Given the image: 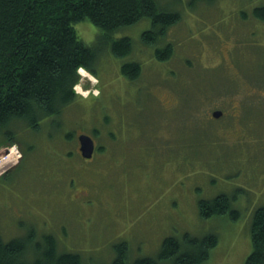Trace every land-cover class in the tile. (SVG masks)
<instances>
[{
  "label": "rangeland",
  "instance_id": "obj_1",
  "mask_svg": "<svg viewBox=\"0 0 264 264\" xmlns=\"http://www.w3.org/2000/svg\"><path fill=\"white\" fill-rule=\"evenodd\" d=\"M157 1L180 20L154 45L142 41L149 18L119 31L115 38L129 35L135 51L116 58L101 49L96 81L81 78L99 95L78 93L52 128L11 123L17 144L0 149L4 241L33 248L51 235L59 253L112 264L121 242L129 262L158 260L170 236L214 233L219 242L204 264H246L252 214L264 206V21L253 16L264 0ZM74 27L98 45L97 26ZM169 44L174 56L158 61L155 50ZM128 62L141 64L138 81L122 75ZM79 134L103 152L83 158ZM222 194L240 218H202L200 201Z\"/></svg>",
  "mask_w": 264,
  "mask_h": 264
},
{
  "label": "trees",
  "instance_id": "obj_2",
  "mask_svg": "<svg viewBox=\"0 0 264 264\" xmlns=\"http://www.w3.org/2000/svg\"><path fill=\"white\" fill-rule=\"evenodd\" d=\"M253 16L264 21V6L254 9ZM148 18L152 27L141 34L142 41L154 45L178 23L180 13L166 11L157 0H0V142L6 143L0 149L17 144L11 123L23 121L28 128L40 131L44 121L52 128V121L78 98L73 89L81 80L77 68L84 66L96 75L99 51L106 47L116 58L132 54V38L115 35ZM82 21L102 31L97 46L79 37L74 26ZM173 49V44L158 48L155 57L168 62L174 56ZM121 69L126 79L135 82L143 68L140 63L128 62ZM68 136L74 139L71 133ZM199 207L202 218L225 214L233 220L240 218L224 194L201 200ZM44 237L32 248L28 241H4L0 236V264H83L77 253H59L54 236ZM251 238L253 252L246 264H264V206L252 214ZM163 242L158 260L148 257L132 262L129 244L121 242L115 246L112 264H158L161 260L167 264H204L219 239L214 233L202 238L185 234L180 241L170 236Z\"/></svg>",
  "mask_w": 264,
  "mask_h": 264
},
{
  "label": "water",
  "instance_id": "obj_3",
  "mask_svg": "<svg viewBox=\"0 0 264 264\" xmlns=\"http://www.w3.org/2000/svg\"><path fill=\"white\" fill-rule=\"evenodd\" d=\"M221 115V111L214 113L215 118H218ZM79 136L82 157L89 160L92 158L96 148L94 139L91 136L85 134H81Z\"/></svg>",
  "mask_w": 264,
  "mask_h": 264
},
{
  "label": "clouds",
  "instance_id": "obj_4",
  "mask_svg": "<svg viewBox=\"0 0 264 264\" xmlns=\"http://www.w3.org/2000/svg\"><path fill=\"white\" fill-rule=\"evenodd\" d=\"M77 71L81 74L82 77H88L89 79L93 80V82L96 81V77H94L91 72H89L84 66H80L77 68ZM83 84V80H81V82H78L76 84L73 85V89L74 91H76L77 93H80L84 96H87L89 94V92H92V94L94 95H99L100 94V89H88L85 90L82 86ZM13 152L16 151L15 146H13Z\"/></svg>",
  "mask_w": 264,
  "mask_h": 264
},
{
  "label": "flooded vegetation",
  "instance_id": "obj_5",
  "mask_svg": "<svg viewBox=\"0 0 264 264\" xmlns=\"http://www.w3.org/2000/svg\"><path fill=\"white\" fill-rule=\"evenodd\" d=\"M218 111H221V112H222V115H221L220 117H218V118H215V117H214V113H215V112H218ZM218 111H214V112L212 113V117H213L214 119H217V120H219V118H222V117L225 115V113H224L223 110H218ZM79 135H80V134H79ZM79 135H78V136H79ZM90 136H91V135H90ZM79 137H80V136H79ZM79 137H78V139H79ZM92 137H93V136H92ZM93 138H94V137H93ZM94 142H95V146H96V148H95V152H94V154H93V156H92L91 159H93L95 153H96L97 150H99V148H100V145H99V146L97 145V142H96L95 138H94ZM102 147H104V146H102ZM79 151H80V154H81V156H82V153H81V147H80V141H79Z\"/></svg>",
  "mask_w": 264,
  "mask_h": 264
},
{
  "label": "bare ground",
  "instance_id": "obj_6",
  "mask_svg": "<svg viewBox=\"0 0 264 264\" xmlns=\"http://www.w3.org/2000/svg\"><path fill=\"white\" fill-rule=\"evenodd\" d=\"M85 78V77H84ZM90 93V92H89Z\"/></svg>",
  "mask_w": 264,
  "mask_h": 264
}]
</instances>
